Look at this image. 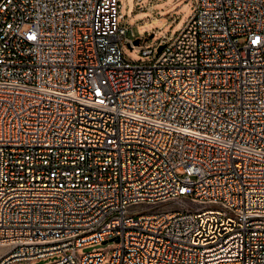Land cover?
Returning <instances> with one entry per match:
<instances>
[{
    "label": "built area",
    "instance_id": "obj_1",
    "mask_svg": "<svg viewBox=\"0 0 264 264\" xmlns=\"http://www.w3.org/2000/svg\"><path fill=\"white\" fill-rule=\"evenodd\" d=\"M190 1L0 0V264H264V0Z\"/></svg>",
    "mask_w": 264,
    "mask_h": 264
},
{
    "label": "rangeland",
    "instance_id": "obj_2",
    "mask_svg": "<svg viewBox=\"0 0 264 264\" xmlns=\"http://www.w3.org/2000/svg\"><path fill=\"white\" fill-rule=\"evenodd\" d=\"M122 15H127L128 20L125 22L126 34L123 40V53L131 61L144 62L150 59V56H142L139 53L142 50L157 47L163 33L170 29L176 33L190 17L193 11V5L190 0H141L134 4V0H119ZM153 18L156 19L155 22ZM177 22L174 24L173 22ZM119 19V25L123 24ZM146 32V36H143ZM153 34L152 38L148 35ZM146 38V43L139 42L138 45H132L136 38ZM130 43V47L127 45ZM113 242L93 243L82 246L78 249L79 254H85L95 251H103L112 247ZM59 255L47 256L34 262V264H50L57 261ZM101 264H108L104 259Z\"/></svg>",
    "mask_w": 264,
    "mask_h": 264
},
{
    "label": "water",
    "instance_id": "obj_3",
    "mask_svg": "<svg viewBox=\"0 0 264 264\" xmlns=\"http://www.w3.org/2000/svg\"><path fill=\"white\" fill-rule=\"evenodd\" d=\"M153 34L148 35V38H152ZM132 45H138L139 44V38H136L135 40L132 41ZM130 47V43L127 44ZM163 45H160L157 49V52H160L162 49Z\"/></svg>",
    "mask_w": 264,
    "mask_h": 264
},
{
    "label": "bare ground",
    "instance_id": "obj_4",
    "mask_svg": "<svg viewBox=\"0 0 264 264\" xmlns=\"http://www.w3.org/2000/svg\"><path fill=\"white\" fill-rule=\"evenodd\" d=\"M152 19H153V21H152V22H155V21H156V19H155V18H153V17H152Z\"/></svg>",
    "mask_w": 264,
    "mask_h": 264
}]
</instances>
